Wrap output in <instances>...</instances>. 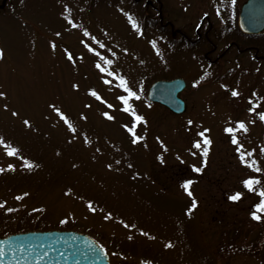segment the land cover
<instances>
[{"label": "rangeland", "instance_id": "1", "mask_svg": "<svg viewBox=\"0 0 264 264\" xmlns=\"http://www.w3.org/2000/svg\"><path fill=\"white\" fill-rule=\"evenodd\" d=\"M134 1L11 0L1 10L0 92L5 96L0 97V137L17 147L19 156H7L0 146V167L15 166L14 171L0 173V203L6 202L0 208V237L24 231H77L95 238L111 264H264V214L261 221L250 216L260 197L241 183L256 178L261 183L255 190L264 189V122L257 115L264 111V74L258 80L242 72L240 87L234 80L219 82L210 78L205 59L208 20L219 34L233 32L246 0H162L163 5L160 0H151L150 5L148 0ZM124 12L137 22L139 34ZM84 30L105 48L85 37ZM174 31L195 42H186ZM81 40L113 60L102 66L123 76L140 96L130 101L144 118L136 126L144 137L137 144L123 127L132 124L117 99L126 93L117 80L95 67L102 61ZM256 42L264 49V33ZM234 53L230 60L237 59ZM177 77L187 82L181 94L188 106L184 114L148 102L152 82ZM232 85L238 97L231 96ZM89 90L114 107L97 101ZM249 100L260 105L256 112H248ZM50 104L67 115L75 133ZM103 112L114 119L107 120ZM26 119L30 126L24 125ZM237 121L248 128L247 133L236 132L242 150L252 152L247 159L255 160L261 172L241 164L236 146L224 132ZM204 128L210 129L206 135L212 141L206 158L192 147L200 139L196 133ZM20 157L39 167H22ZM193 167L202 170L197 173ZM186 180L193 181L192 196L181 187ZM69 189L71 195L66 196ZM24 192L29 195L14 199ZM236 192L242 198L229 200ZM193 200L196 207L189 211ZM89 201L95 212L87 208ZM41 208L44 211H34ZM109 213L112 219L105 220ZM62 219L67 220L63 225ZM121 221L135 227L125 228ZM168 243L172 246L165 247Z\"/></svg>", "mask_w": 264, "mask_h": 264}, {"label": "snow or ice", "instance_id": "2", "mask_svg": "<svg viewBox=\"0 0 264 264\" xmlns=\"http://www.w3.org/2000/svg\"><path fill=\"white\" fill-rule=\"evenodd\" d=\"M65 11L68 12L70 11L68 9V6L65 5ZM121 11H123L121 9ZM127 19L128 22L131 24L132 28L139 34L140 33V28L137 24V22L133 19V17L131 15H129L127 12L123 13ZM67 19V22L69 25H71L72 27H77V25L75 23H73L72 19L65 17ZM57 36L60 35V33H56ZM83 35L85 37H89L90 40L94 41L95 43L99 44L100 48H105V45L103 43H101L100 41H97L95 37L91 36V34L87 31L84 30ZM152 43V46L155 48V41L150 42ZM81 44H83L89 52H92L95 56H97L99 58L100 61H102V63L97 62L95 64V67L101 72L106 74L107 76H111L113 77V79L118 81L117 87L123 89V92L126 93V95H120L117 97V99L121 102V104L123 105L122 111L125 113H128L131 118H132V124L131 126L129 125H123V127L125 128V130L129 133V135L131 136V142L132 144H137L139 141H142L144 139L143 136L138 135L136 132V126L137 124H140L144 121V118L141 115H138L135 111V109L132 106V103H130V101H132L133 99L135 100H139L140 96L133 91L129 86L128 83L126 81V79L121 76V75H117L116 72L110 70L108 67L102 66V65H112L113 64V60L106 58L105 56L101 55V53L97 52L95 48H93L92 46H90L88 43H86L84 40H81ZM51 47L53 48V50L55 49L56 45L55 43L51 44ZM65 54L67 56V59L69 61H73L74 57L71 54V52H69L68 50H65ZM157 54L159 55V52H157ZM112 55L114 56L115 53H112ZM4 56L3 50H0V59H2ZM208 75L207 73H205L204 76H201L199 78V80H197L193 86L195 87L197 84L200 83V81H202L205 76ZM103 82L105 84H112L111 80L108 79H104ZM72 87L74 89L78 88V85L73 84ZM222 88L226 87L225 85H221ZM89 95H91L92 97H94L97 101H100L101 103H105L107 105L108 108H113L114 106L112 104H108L106 101H104L102 99V97L95 91V90H89ZM240 95V93L236 90V89H232L231 90V96L232 97H238ZM253 96H256L257 94L255 92H253L252 94ZM5 96V93L0 92V97ZM264 99V98H261ZM249 108H248V112L249 113H253L256 112V109L258 107H260V105L258 103L253 102L252 100H249ZM50 108L53 109V111L56 113V115L60 118V120H62L64 122V124L67 125L68 129L70 132L75 133L76 132V128L73 125V123L69 120V118L67 117V115L56 105L54 104H50L49 105ZM85 107H90V105H85ZM5 108H7V105H5ZM13 116L18 115V113L13 112L12 113ZM102 115L107 119V120H113L114 117L112 115H110L108 112H103ZM258 118L261 122H264V111H260L257 113ZM81 119H86V117H84L83 115H81ZM253 122V121H250ZM25 126H30V122L26 119L23 121ZM188 125H192L193 121L189 120ZM210 131V129L208 128H204L202 131H198L196 133V135L200 138L198 140L193 141L192 147L194 149H199L200 150V155L202 157H207L208 153H209V148L210 145L212 143L211 139L206 135V133H208ZM237 131H242L244 133H247L248 128L247 125L245 124L244 121H237L235 122V126H227L224 128V132L226 134H228L230 136L231 139V143L233 145L236 146V152L238 153L239 159L241 164H243L245 167L251 169L254 172H261L262 170L256 166V161L255 160H248L247 157H250L252 155V152H244L243 149V145L240 143L236 132ZM157 141L158 143H160L161 148L164 149L165 151L167 150L165 145L163 144L162 141L159 140V137H157ZM85 143H90V141L87 139V137H85ZM0 146H3L5 149V153L7 156H19V149L17 147L12 146L11 144H8L5 142L3 137H0ZM97 151H99V149H97ZM261 152H264V148L261 149ZM193 155H195V153H192ZM23 161L22 163V167L27 168L28 170L33 169L34 167H39V165H35L32 162H30L29 160H27L26 158L20 157ZM157 159L160 160L161 163H163V158L162 156H158ZM116 163H119V161H116ZM75 166V165H74ZM109 168H111V165H108ZM128 167H132L131 164L128 165ZM15 170V166L13 164H8L7 168H3L0 167V173H3L5 171H14ZM202 169L198 168V167H193V171L199 173ZM193 183V181L191 180H186L181 187L185 190V192L189 195L192 196V192L189 190L190 185ZM243 187L248 191V192H254L257 196L260 197L259 202L253 205V210L250 212V216L253 220L255 221H261L262 220V215L264 214V189H260L259 191L255 190L256 185H259L261 182L259 179L256 178H252L249 177L247 179H244L241 181ZM66 196L67 195H71V189H69L68 191H66L64 193ZM29 195V193L24 192L22 195H17L14 197L15 200L20 201L22 199H24L25 197H27ZM242 193L241 192H236L232 195H230L228 197L229 200L236 202L239 201L242 198ZM5 204L6 202L0 203V208H5ZM196 207V201L193 200L192 204H191V208L189 209V211H191V209H194ZM87 208L89 209V211L91 212H95L96 208L94 207L93 203L91 201H89L87 203ZM7 212H12L15 211V209L12 208H6ZM34 211H44V209H34ZM105 220H111L112 216L111 214H106L104 216ZM67 222L66 219H62L60 220V224H65ZM121 223L123 224V226L125 228H133L135 227V225H129L127 223H124L123 221H121ZM142 235L147 236L148 233L147 232H141ZM128 239H132L131 235H129ZM171 243H168L165 245V247H171ZM100 252L104 253V248L103 246H100ZM106 254V253H105ZM3 255V249L0 248V256ZM115 255V253L113 254ZM142 264H151L150 261H144L142 262Z\"/></svg>", "mask_w": 264, "mask_h": 264}, {"label": "water", "instance_id": "3", "mask_svg": "<svg viewBox=\"0 0 264 264\" xmlns=\"http://www.w3.org/2000/svg\"><path fill=\"white\" fill-rule=\"evenodd\" d=\"M242 32L259 34L264 30V0H247L238 19ZM186 88L183 78L156 80L147 98L180 114L186 103L180 93ZM88 234L72 230L28 231L0 238V264H110L104 248ZM106 253V254H105Z\"/></svg>", "mask_w": 264, "mask_h": 264}, {"label": "flooded vegetation", "instance_id": "4", "mask_svg": "<svg viewBox=\"0 0 264 264\" xmlns=\"http://www.w3.org/2000/svg\"><path fill=\"white\" fill-rule=\"evenodd\" d=\"M9 1L11 0H0V12L4 9L5 5ZM135 1L139 2L140 0ZM161 1L162 0H160V3L162 4L163 1ZM147 3L150 5L153 2L148 0ZM240 10L238 11V16ZM238 16L233 32H222L221 34L215 32L213 23L210 19L208 20V51L205 53V59L208 63V70L212 80H217L219 82L234 80L236 81V85L240 87L242 84L241 82L243 81L242 78L244 76L242 75V72L243 74L247 72L249 73L245 75L246 77L251 76L258 80H263L264 49L258 42H256V39L260 38L264 31L259 34L243 33L238 27ZM203 22L204 21H202L200 24L201 26ZM171 28H173V26ZM175 34L179 35L180 38L184 37V40L186 39L185 41L188 43L195 42L190 37L185 38L186 36L179 33L178 31L177 33L174 31L173 35ZM215 36H217V38ZM222 45L224 46L222 47ZM231 51H235L234 55L237 57V59H229V54ZM240 80L241 82H239ZM233 85L232 89H236V87H233Z\"/></svg>", "mask_w": 264, "mask_h": 264}]
</instances>
